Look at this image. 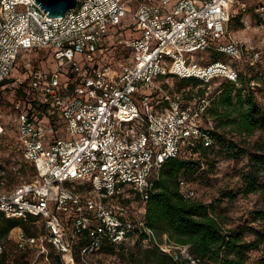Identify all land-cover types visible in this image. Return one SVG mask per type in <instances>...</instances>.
<instances>
[{"label":"built area","instance_id":"2783aa9c","mask_svg":"<svg viewBox=\"0 0 264 264\" xmlns=\"http://www.w3.org/2000/svg\"><path fill=\"white\" fill-rule=\"evenodd\" d=\"M237 1L76 0L60 19L33 0L0 1V94L25 85L27 107H41L40 118L25 108L15 117L16 143L36 180L0 189V218L33 233L9 231L19 251L47 264L51 254L58 264H96L91 258L105 249L140 240L178 264H205L147 227L145 202L166 160L185 146L211 145L206 96L183 101L162 79L236 81L230 64L201 65L199 52L258 60L249 41L227 30ZM255 12L263 17L264 4ZM126 16L133 23L121 29ZM4 129L0 115V136ZM179 188L196 198L183 180Z\"/></svg>","mask_w":264,"mask_h":264},{"label":"trees","instance_id":"16d2710c","mask_svg":"<svg viewBox=\"0 0 264 264\" xmlns=\"http://www.w3.org/2000/svg\"><path fill=\"white\" fill-rule=\"evenodd\" d=\"M230 23L236 24L235 29H242L240 15L231 16L227 24L228 32ZM237 62L235 60L233 65L230 64L237 72L236 81L220 79L222 83L219 87L206 96L208 106L203 115V126L211 145L204 147L202 142H197L194 146H185L177 158L166 160L157 172L153 192L145 202L147 227L159 239L166 235L170 242L187 247L189 255L205 264H245L251 251H261L260 262L264 264V226L255 228L251 225L264 218V140H251L256 130L264 129V110L250 86L253 79L238 69ZM181 81L193 87L210 84H203L193 78ZM7 82L10 83L11 79ZM24 87L21 85L9 91L13 93L14 100L22 104L21 108L30 110L31 114L40 118L41 107L32 103L31 109L27 107L29 101ZM198 92L201 94L198 98L205 97L204 90ZM32 109L36 112H32ZM243 157L247 158V164L245 171L240 174V186L237 189L220 191L218 198L208 204L182 196L180 180L194 190L193 180L199 175L212 172L221 158L239 161ZM26 166L35 174L34 167L28 163L22 164L15 171L6 169L5 164L0 166V189L15 185L10 190H3L11 191L21 186L19 180L25 176ZM238 195H256L261 207L251 213L249 221L227 227L224 215L217 208L223 200L233 201ZM18 226L26 234H33L20 221L0 218V237L7 239L9 231ZM247 236L251 239L247 240ZM14 247L19 254L10 260L4 246L0 264H28L29 253L19 251L15 244ZM104 251L109 254L118 253L128 264H178L156 248H143L140 240L132 246L120 247L117 251L113 248Z\"/></svg>","mask_w":264,"mask_h":264},{"label":"rangeland","instance_id":"374dc122","mask_svg":"<svg viewBox=\"0 0 264 264\" xmlns=\"http://www.w3.org/2000/svg\"><path fill=\"white\" fill-rule=\"evenodd\" d=\"M264 4V0H238L235 3L232 15H240L242 29H235V23L229 24V32L231 36L239 40L249 41L256 52L259 53L258 60L251 67L248 65V58L244 55L240 60H237V67L242 73H246L248 77H251L250 86L253 89L256 100L262 106L264 110V16L260 17L255 9ZM244 5L245 8H241ZM132 19L130 16H126L121 23L122 28L131 27ZM123 35V33H121ZM224 42V40H222ZM194 58L201 65L211 64L213 62L234 64L235 60L222 54H215L211 51L199 52L194 55ZM50 70L55 69L54 64H50L48 67ZM163 85L165 89L171 95H178L183 101H194L201 94L199 90H204V96L211 95L222 83L220 79H216L207 86L199 85L193 87L190 84H186L184 81L178 78H165ZM22 104L13 98V93L9 90L1 94L0 99V115L1 121L4 124V132L0 136V166L5 164L6 169L15 171L22 164H25L21 157V150L16 143V122L15 117L21 110ZM211 126L207 125V127ZM65 138V137H62ZM257 139L264 140V129L256 130L251 140ZM247 164V158L243 157L239 161L220 159L214 167L213 171L203 175L197 176L193 180V188L196 193L197 201L208 204L217 199L219 192L222 190H235L240 186V174L245 171ZM26 174L20 179L19 184L28 182H34L36 180L35 174L29 170L26 166ZM1 175V174H0ZM15 185L4 186L3 190H10ZM84 193L83 191H79ZM126 203L130 204V209L137 208L136 198L127 200ZM261 204L256 195H238L235 200L228 201L223 200L219 207L220 211L226 220L227 227H231L245 220L251 219V213L258 210ZM255 228L264 226V218L257 220L251 224ZM247 240L251 237L247 236ZM2 242L9 253L10 260L19 254L14 247V243H8L7 239L2 238ZM262 258L261 251H251L248 254V260L245 264H261ZM96 264H103V262L110 261L112 264H128L123 257H119L118 253L109 254H97L91 258ZM28 264H47L41 257H37L35 253H29ZM49 264H58L51 254V260Z\"/></svg>","mask_w":264,"mask_h":264},{"label":"water","instance_id":"95a60500","mask_svg":"<svg viewBox=\"0 0 264 264\" xmlns=\"http://www.w3.org/2000/svg\"><path fill=\"white\" fill-rule=\"evenodd\" d=\"M1 1V0H0ZM49 19H60L76 8V0H33Z\"/></svg>","mask_w":264,"mask_h":264}]
</instances>
